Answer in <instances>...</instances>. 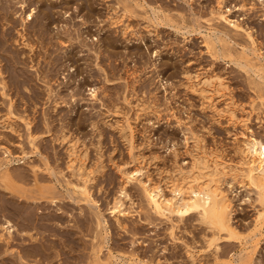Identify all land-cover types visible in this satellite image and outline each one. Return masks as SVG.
Returning a JSON list of instances; mask_svg holds the SVG:
<instances>
[{"label":"rangeland","instance_id":"obj_1","mask_svg":"<svg viewBox=\"0 0 264 264\" xmlns=\"http://www.w3.org/2000/svg\"><path fill=\"white\" fill-rule=\"evenodd\" d=\"M15 1V6L13 5L12 8H18L19 3ZM43 1L45 7L51 6L53 8L55 17L54 22L49 25L47 37H52V40L57 44L53 47L51 44L47 46L48 48H54L55 52L57 51L56 54L60 56L62 65L60 62L59 68L53 70L54 73L50 70V65H48V53L50 49L46 51L45 47L41 46L42 43H40L37 34L31 31L30 26H28L26 34L27 38L35 45L36 51H29L28 47L19 43L20 41H8L10 48L19 51L21 56H24L23 58L27 64L22 66L25 68L27 76L31 78L30 85H35L34 90L36 92L33 90L25 91L30 94L26 104H23L20 98L22 97L21 94L18 95L15 91H13L14 93L12 92L13 96L15 95L14 100L16 101L15 115H12V121L14 120L13 122L18 123L16 126L19 128V133H11L8 129H1L4 134L0 138V157H2L0 159H5L2 153L4 146L9 147L14 156L18 157L22 156L21 145H24L26 150L30 152L31 145L29 144L26 132L28 130L24 126L25 124L23 125L25 121L21 118L19 119L18 116L25 114H29L31 118L33 116L35 121L32 124V129L37 135L40 134L37 143L41 147L39 149L42 155L45 156L47 154L51 161L55 155L58 158L60 157V162L57 164L60 167L58 166L57 169L64 170L63 173L66 176L61 173L58 174L60 183L57 182L59 191H56L58 196L61 193L59 197L64 196V202L70 205H66L68 210L75 215L73 216L74 218L70 216L71 222L76 224L83 220L95 226L93 214L90 212L92 208L84 201L75 203L67 198L72 192L71 187L66 184L69 177V170L65 168L68 152L65 141L62 143L61 140L56 141L54 139L62 131V125H65L64 132L80 138L82 141L79 142L80 147H83L82 144L88 146L89 157L87 158L88 162L86 161L88 167H91V165V168L96 167L99 155H101L102 161L105 164L103 172L95 173L94 181L90 187H92V195L98 201L102 212H104V216L109 221L112 235L110 244H112L111 247H113L114 252L119 253L120 251L121 254L125 255L126 259L142 257L143 259L147 258L150 260L152 257L157 264H166V262L167 264H193L185 251L188 248L187 246H189L192 250L196 251V262L198 264H214L215 260H213L212 250L203 240V234L205 232L209 233V230H207L205 224H200L197 221V214L192 213L184 216L179 222H175L178 221L176 215H173L171 222V220L165 217L154 214L142 192L140 180L144 181L151 178L152 183L156 184L157 182V184L159 183L162 187H165V192L169 195V182L177 174L179 167L182 166L181 168H184V170L190 168V152H195L193 138L191 137L197 133V135H201V139L203 138V142H201V145L203 143L202 146L205 145V148H209H207L209 152L213 151L219 154L221 156H219L220 159L234 166H239L238 161H241L242 157L240 153H242L241 150L245 147L243 143L245 136L240 135V133L244 131L247 134H251V132L248 133L245 130L247 123L253 129L254 136L264 140V119H262L264 118V106L261 105V100L257 98L259 94L258 87L254 86L256 83L253 82L255 79L257 81L259 77L256 74L254 75L252 71L243 72L245 70L231 61L229 57H221L222 59L220 57H212L206 47L205 35L206 33L209 35V32L212 31L209 30V27L217 24L220 26L224 25L223 23H219L217 19L208 21L211 17L210 8H212L216 0H89L84 5L85 7L81 6V0ZM241 1L226 0L224 9L228 6L226 10H229L231 7L233 8V4L238 7L240 3H250L253 0H249L250 2L248 0ZM31 4L32 7L36 6V10L41 7V1L33 0ZM31 4L26 8V12L29 11ZM248 6L249 4L244 6V8H231L230 12H226H228L229 16L231 15L232 19L241 22L245 20L244 23L247 22L246 24H250L255 30H258V46L260 45L259 47L262 49V58L259 61L264 63V20L262 15L264 10L262 11V7L258 5L257 10L251 9L250 11L247 9ZM19 12L21 11L19 10ZM36 15L34 20H40V13L37 12ZM113 16H122V18L117 24H111L109 17ZM248 18L250 19L248 20ZM16 19L20 20V18ZM126 25L129 26L127 29L128 33L123 34L122 28ZM225 25V28L231 29V27H227V24ZM21 27L22 25H18L20 30H22ZM77 30H81L80 32L83 34L80 39L91 46V48L89 47L91 50L87 47L88 45H83L78 40H75L74 44L75 46L77 45V49L75 48L74 54H70V58L68 55L72 52L70 49H73V46H70V42L66 38V32L72 31V33L76 34ZM13 33L18 38L15 29ZM107 35H111L116 41V48H109L110 51L114 52L115 50L116 54L109 55V52L105 50L104 43L107 40ZM210 35L215 37L213 32H210ZM238 35L234 36L237 38V44L230 41L233 52L237 54L240 50L242 51V45L246 43V45L248 44L246 51L251 57H254V54H251L253 50L252 45H250L251 43H248L249 41L243 33H241L242 36ZM46 41L49 40L46 39ZM209 68L210 72H218L221 76L224 74L222 76L224 79L226 77L225 81L229 85V88H226L224 92L226 91L228 95L224 96L225 99L218 101L217 106L220 109L226 110L228 108L226 104L229 101L228 99L235 97V99L229 101L231 103L229 106L234 107L235 116L237 114L236 118H239L237 123L229 122L228 111L222 112L223 117H219L216 114L217 112L211 108H204L201 95L196 91L192 92V89L187 86L188 80L185 74H183L185 69L191 75H195V73L202 75L206 71L209 72ZM205 69L206 71H204ZM44 74L45 76H43ZM104 77L109 78V81L105 80ZM43 78H46V80L51 79V81L48 84ZM258 81H261V79ZM50 87L53 88V97H55V93L63 89L62 96L68 103L64 102L61 106L54 109L53 97L50 98L48 96ZM90 87L97 88V93H99L98 98H93L90 95ZM1 95L0 117L8 109V97ZM125 97L128 98V101L125 100ZM224 100L228 101L225 103ZM103 102H105V105ZM115 104L119 106L120 112L118 113L113 111ZM248 111L250 114H248ZM54 114H56V117H54ZM47 115L50 117L53 115L57 120L49 123V126H47L44 123L45 117H49ZM79 115H86L88 117L91 115L94 119L100 120L98 121L100 122L98 123L99 129L93 128L89 124L90 121L88 119L83 120L79 124L75 121V119L78 120ZM63 116L66 117V120H64L66 123L58 120ZM246 117L248 118L247 121ZM127 118L135 128L133 149H130L128 135L124 133L126 130L120 132L115 128L117 124L126 125L125 119ZM106 119H109V122L113 125L103 124V120ZM58 121L59 123H57ZM99 132H101V137L98 135ZM8 136H10L11 140L7 139L9 138ZM98 140H100L99 143ZM41 153L31 154L30 152V157L23 158L25 160L24 163L19 164L17 162L19 165L16 163L12 168H16V170H21L20 167L22 169L25 167L26 169L30 168L31 161L35 160L39 162L41 160ZM23 159H21V162ZM140 161H142L141 164L146 170L144 169L141 176H139L140 180H133L126 184L129 196L125 199V203H127L126 207L130 212L127 215L120 216L124 224H126V229L118 228L116 224L117 215L109 213L110 210H108V204L118 194L119 187L124 184L121 172L118 169L120 168L121 171L132 170L140 164ZM233 162L238 164H234ZM52 164H54L53 161ZM239 167L244 166L240 165ZM41 177L42 179L44 177V180H40V185H52V181L46 180L45 176ZM225 177L224 180L222 179L224 181L222 187L234 202L233 222L240 234L244 236V239H226L225 237L220 239L219 243L222 249H224V253L220 255V261L236 264L239 253L244 252H241V249L246 245L249 250L252 247L251 237H247V239L245 236L254 230L259 202L256 199V189L246 184V181H244L245 183L241 181L240 176L238 177L240 182L238 178L232 180L230 174H227ZM53 182H55V179ZM146 183H149V181L147 180ZM17 184L21 185V190L28 193H30L29 190L34 188L33 190L35 191L32 193V190L31 194L36 193L34 195H38L36 198L41 195V193H38L39 190H36L34 183L20 182ZM50 194L46 193L48 196H51ZM76 195L74 194V196ZM24 197L21 196L20 199H25ZM49 198H43L42 200H49ZM77 198L79 199V197ZM11 215L13 214H10L9 218L15 221L13 219L15 217ZM0 218L2 217L0 216ZM174 223H178L176 229L174 228L176 237L172 235L171 238L169 228ZM68 224L70 223L68 222ZM76 229L81 232L79 227ZM93 231L91 229L89 231V228L87 230L84 228L82 233H80L87 244L92 239ZM259 239L257 251L252 252L253 264H264V233ZM77 249V251H70V254L74 256L79 255L80 260L78 258V263L82 261L83 255L89 254L90 251L86 253V250L88 251L90 247L85 250L80 247ZM132 254L136 255L131 257ZM233 258L235 259L234 261Z\"/></svg>","mask_w":264,"mask_h":264},{"label":"bare ground","instance_id":"obj_2","mask_svg":"<svg viewBox=\"0 0 264 264\" xmlns=\"http://www.w3.org/2000/svg\"><path fill=\"white\" fill-rule=\"evenodd\" d=\"M34 1H41V7H39V9L37 10H36V6L32 7L31 2H33V0H16L15 2L19 3L17 6L18 8L16 7L12 8V6L14 5V0H0V95L2 94L8 97L7 99L8 109L6 110L7 112H5V114L0 117V138L4 134L2 133L1 129H8L11 133H16V134L19 133V128L16 126L18 123L16 124L15 122H13L14 120L12 121V115L14 114V110L16 107V104H15L16 101L14 100L15 95L13 96V93H14L13 91H15V93L18 95L20 94L22 95V97L20 98L23 104H26L28 102L29 96H30V94L25 91H28V90L35 91L34 90L35 85H30L31 78L27 76L25 68H23L22 66V65L25 66L27 64L25 59L23 58L24 56L22 57L19 51L15 49L13 50L12 48H10V46H8V41L9 40H13L14 42L20 41L19 43H22L25 47H28L29 51H34V50L36 51V47H34L35 45L27 38V34H26L27 28L28 26H30L31 31H33L34 34L35 33L37 34L40 40V43H42L41 46L45 47L46 51L50 49L48 53L49 54V64L48 65H50L49 66L50 70H52L53 72V70H56L57 68H59V64L61 62L60 56L56 54L57 51L55 52V49L52 48L57 43H55L52 40L53 39L52 37H47V35L49 34V25L52 22H54V19H55L53 8L51 6L45 7L44 5L45 3L43 0H34ZM81 1H82L81 6L85 7L84 5H86L89 0H81ZM225 2L226 0H216L215 1V4L212 6V8H210L211 17L208 19V21L217 19L219 23H223L224 25L227 24V27L229 26L231 27V29L225 28L224 25L220 26L219 24L215 26H210L209 30H212L210 32H213L215 37L211 36L210 32H209V35L206 33L205 43L207 44V46L206 45L205 46L209 50L212 57H215V58L229 57L231 58V61H233L243 70H245L243 72L252 71V73L254 72L253 73L254 75L256 74V76L259 77L258 80L261 79V81H258V80L256 81V79L254 78L255 81L253 80V82L256 83L254 86L258 87L257 89H258L259 94L257 98L261 100L260 101L261 105L264 106V63L262 61L261 62L259 61L262 58V52H261L262 49L261 47H259L260 45L258 46V43H259L258 42L259 40H257V37L259 36L257 33L258 30H255L254 27L251 26L250 24H246L247 22L244 23L245 20L241 22V21L232 19L230 17L231 15L229 16L228 12L226 11L230 12V10L237 7V5L233 4V8L231 7L232 9L230 8L229 10H226L228 6L226 5L227 7L224 9ZM30 4H31V7L29 8V11L26 12V8L30 6ZM247 4H249L247 9L250 11L251 9L257 10L258 5L262 7L261 8L262 11L264 10V0H253L250 3H240L238 7L244 8V6H247ZM19 10L21 12H19ZM37 12H39L41 15L40 20H34V17L37 14ZM262 15H263V20H264V12L262 13ZM16 18H20V20L18 21ZM109 18L111 20L110 21L111 24H117L118 21L120 22L122 16H113ZM249 19L250 18H248V20ZM32 20H34V22H32ZM18 25H22L21 27L22 30L18 28ZM128 27L129 26L126 25L125 27L122 28L123 34L128 33L127 31ZM14 29L17 31L18 38L15 37L16 35H14L16 32L13 33ZM77 31L78 32H75L76 34L72 33V31L66 32V38L70 42V46H73V49H70L72 50V52L69 51L71 52L68 55V57L70 58H71L70 54H74L75 52L74 50L77 46V45L75 46L74 44L75 40L76 41L78 40L83 45H86V46L88 45L86 42L80 39L81 35L83 34L80 32L81 30L80 31L77 30ZM263 31H264V28H263ZM241 33L245 35L246 39L249 41L248 43H251L250 45H252L253 47L251 54H254V57L253 56L251 57L250 54L246 51L248 47L247 46L248 44L246 45V43L245 45L243 43L242 51L240 50V52L239 53L237 52V54L233 52V49H232L233 47L231 46V42L237 44L238 43L236 41L237 38L234 36H237L238 34L241 35ZM52 36L54 37V35ZM263 37H264V34H263ZM46 39L49 41H46ZM115 42H116L115 39L111 35L110 36L107 35V40H105L104 45H105V50L109 52V55L117 53L115 52V50L114 52L109 50L110 47H112L113 49L116 48ZM48 44L49 45L51 44L52 47L50 46L51 48H48L47 46ZM87 47L91 48V46L89 45ZM61 65H62V62H61ZM204 71H206V69ZM183 74H185L188 80L187 86H189L192 89V92L193 91L198 92L203 98L202 104L204 105V108L205 107L211 108L213 111L217 112L216 114L219 117H223V113L225 111H228L229 122L232 121V122L237 123L239 118H236L237 114L235 116L236 112H234V109H233L234 107L232 108V106L231 107L229 106V104L231 105L229 101L232 98L228 99L229 101L226 100L228 101L227 103L224 100L228 106L226 110L220 109L217 106V102L221 101V99H225L224 96L228 95L226 91L224 92L226 88H229V85L225 81L226 77L225 79L224 77H222L224 74L221 76L218 72H215V71L210 72V68H209V72L206 71L202 75L199 73H195V75H191V73L186 69ZM43 76H45V74ZM105 77L104 79L109 81V78H105ZM43 79L48 84L51 81L50 78H49L50 80L48 79L46 80V78H43ZM248 81H251V80H248ZM67 85H68V82H67ZM62 90L63 89L55 93L54 95L55 97H53L52 95L53 88L50 87V90L48 91V96L50 98L53 97L52 101L54 102V105H53L54 109H56L58 106H61L62 103L67 102L66 99H64L62 96V93H63ZM90 90H91L90 95L93 98L99 97V93H97L96 87L94 88L90 87ZM227 92H230V91H227ZM233 99H235V97ZM125 100L128 101V98L125 97ZM103 104L105 105V102H103ZM113 111L115 113L120 112L119 106L117 104H115ZM248 114H250L249 111H248ZM263 115H264V112H263ZM18 117L19 119L21 118L22 120L25 121L23 125L25 124L24 126H26V129L28 130L26 132L28 134L29 144L31 145L30 147L31 154L32 153L40 154L41 147L40 145H38L39 143H37L38 141L37 139H38V136H40V134L37 135V133H35L32 129V124L35 121V118H33L32 116L33 118L32 119L31 117H29V114L20 115ZM54 117H56V114H54ZM54 117L53 115H51V117L50 116L45 117L44 119L45 125L49 126V123L56 121L57 118H54ZM65 118L66 117L63 116L59 118L58 120L62 122L66 120ZM72 119L74 120V118ZM87 119L90 121L89 124H91L93 128L99 129L98 123L100 122L98 121L100 120L94 119L91 115L89 117L86 115H83V116L79 115L78 120L75 119V121L81 124L83 120H87ZM247 120L248 118L246 119V121ZM59 121L57 123H59ZM103 121H104L103 124L105 125L112 124L109 122V119H106ZM125 121H126V125L117 124L115 128H117L120 132L126 130V132L124 131V133H127L128 140L130 142L129 146L131 147L130 149H133L135 128L128 118L125 119ZM241 121L243 120L241 119ZM244 124L246 123L244 122ZM247 124L245 125L246 126L245 130H247L248 133L251 132V134H247L244 131L240 133V135L245 136V139L243 138L244 139L243 143L245 147H243L242 150L240 149L242 152L240 153L242 154V157L240 159L241 161H238L239 166L241 165L244 167L240 168L239 166L237 165L234 166L231 163L227 164L225 160L223 161V159H220L221 156L219 154L214 153L213 151L209 152L207 150L208 147L205 148L204 147L205 145L202 146L203 143L201 145V142H203L202 141L203 138L201 139L200 138L201 135L199 136L197 135L198 134L197 133L195 135H192L191 137L193 138L192 140L194 143L193 142L192 143L195 147L194 148L195 152L193 151L190 152V155H191L190 156L191 160L189 161L190 168L188 167L189 168V169L187 168L188 170H184V168H181L182 166L179 164L181 167H179L177 174L176 175L174 174L175 175L174 178L172 175L173 179H171L169 182L170 183L169 188H168L169 195L166 194L165 187H162L159 183L157 184V182L156 184L152 183L151 178L147 179L149 183H146L147 182L146 179L144 181L140 180L139 176H141V174L143 173L145 169V167L141 164L142 161H140V164L136 168H133L132 170L127 169V171L126 170L121 171L120 168L119 169L117 168L118 171L121 172V177L124 180V184L119 187V190L117 189L119 192L118 194L116 193L117 195H115L112 201L109 204L107 203L108 210H110L109 213L113 215H117L116 216L117 227L126 229V224H124V221H122L120 216L127 215L130 212V210H128V208L126 207L127 203H125V199L129 196V193H128L129 190H127L126 184L133 180H140L142 183L140 184L142 185V190H143L142 192L150 208L154 211V214H158L160 217H165L166 219L171 220V222H172L173 215L174 216L176 215V217L178 218V221H175V222H179L184 218V216L190 215L192 213H196L197 221L200 222V224H205L207 230H209V233L205 232L203 234V240L206 242L207 246H209L212 250L213 260H215L214 264H228L227 262L220 261V255L224 253L223 251L224 249H222L219 243V240L224 237L226 239L242 240L244 236L240 234L237 226L234 225V222H233V211L235 210L234 209L235 206H233L234 202L226 193L227 191L225 192V190L223 189L222 185L224 181H222V179L224 180L227 174L231 175L232 180H236L240 176L241 181L243 182L246 181V184H249L252 188L254 187L256 189L257 191L256 199L259 202V208L258 209L256 208L257 215L255 217L254 230L249 232V234L245 236L246 238L251 237L252 247L249 250L246 245L245 247L241 249L242 250L241 252L243 251L244 252L239 253V257L237 258L236 264H253L252 252L257 251L256 248H258V244L260 241L259 238L264 233V140L260 137L258 138L254 136L255 133L253 132V129H251L250 126H248ZM64 127L65 125L64 126L62 125V131L60 130L61 134L59 133V136L57 134V137H55L54 139L56 141L61 140L62 143H64L65 141L66 150L68 152L67 154L68 160H67V165L65 164L66 165L65 168L69 170V177H68L69 179L67 178L66 184L67 186L71 187L72 192L70 191L71 193L70 192H69L70 194L68 193L69 195L67 196V198L70 201H74L75 203L84 201L87 205H89L92 208L91 209L92 211L90 212L91 214H93L95 226L92 225V223L90 225L89 222H86L83 220H81V222L80 221L77 222L78 225L77 223L73 224L71 222L72 219L70 218V216L74 218L73 216L75 215L74 213L70 212V210H68L66 205L70 206L69 203L67 204V202L66 203L64 202V198H63L64 196L59 197L61 193L59 196L57 195V191H59L58 183H60L58 174L60 173L64 174L63 173L64 170L62 171V169L60 170L57 169L59 166L57 164H59L60 162L59 160L60 157L58 158V156L54 154L56 157L54 156L52 160L54 164H52L50 157L47 154L44 156L41 153L42 155L41 160H40L41 162L40 161L36 162L35 160H33L30 162L31 164H30V168H28L29 170L26 169V167L23 169L20 167L21 170H18V169L16 170V168H12V166L16 164L17 162L19 164L24 163L25 162L24 159L27 157H30L29 155L30 152L26 150L24 145L20 144L22 156L18 157V156H14L12 150L9 147L4 146L2 153L4 154L5 159L4 158L0 159V216L2 217L0 218V264H157L155 263V259H152V257L150 260H148L147 258L143 259L142 257L141 258L134 257L133 259L132 258L126 259L125 255L123 253L121 254L119 250H118L119 253L113 251L112 249L113 247H111L112 244H110L112 235H111L109 221L104 216L103 214L104 212H102V209L100 205L98 204V201L92 195V192H91L92 187H90L91 183H93L94 181L95 173L103 172V168L105 164L102 161L101 155H99L98 162H97L98 164L94 162L95 164H97L95 165L96 167L91 168L92 165L91 167H88L86 164V161L88 162L87 158L89 157L88 156L89 151L87 149L88 146L86 144H85L86 146L82 144L83 147H80V144H79V142L81 141L80 138L76 136H72L70 134L68 135V133L64 132L63 130ZM98 135L99 137H101V132H99ZM8 137L9 138L7 139H10V136ZM99 142L100 140H98V143ZM21 159H23L22 162H21ZM234 164H238V163H234ZM41 176H45L46 180L52 181V185L50 184L48 186L47 185L42 186V184L40 185L39 183L41 182L40 180H44V177L42 179ZM64 176H66V174H64ZM54 179H55V182H53ZM238 181H239V178H238ZM20 182L34 183L36 186V190H39L38 193H41V195L39 194L40 196L38 198H36L38 195L34 196L36 195V193L32 195L31 191L34 188H32L31 190L28 189L30 193H28L27 191H26L27 193L24 192L23 190H21V185L17 184ZM22 188L25 189V187L23 186ZM34 191L35 190H33L32 193H34ZM48 192L51 193L50 194L51 196L46 195V193L49 194ZM72 193H74L75 195L78 193V195L74 196V194ZM21 196L22 197L25 196L24 197L25 199H20ZM77 197H79V199ZM43 198H47V199L49 198V200L47 199L42 200ZM10 214H13L11 216L15 217L13 218L15 219V221L9 218ZM68 222L70 224H68ZM177 225L178 223H174V225L172 224L170 225L169 232H170L171 238H172V235L176 237L174 233V228L176 229ZM77 227L81 229V232L76 229ZM84 228L86 230L87 228H89V231L90 229L94 230L92 234V239L90 243L88 242V244L86 243V241H84L82 234H80L82 233ZM76 247L77 248L80 247L81 249H84V250L90 247L88 251L86 250V253L90 251L89 254L85 256L83 255V258L81 259L82 261H79L78 263H77L78 258L80 260L79 255L74 256L70 254L72 251H75L77 249ZM187 247L188 248L185 250L187 257L191 260V262H193V264H198L196 262V259H197L196 251L192 250V248L189 246ZM134 255L136 254H132L131 257H133ZM234 260L235 259L233 258V261Z\"/></svg>","mask_w":264,"mask_h":264}]
</instances>
